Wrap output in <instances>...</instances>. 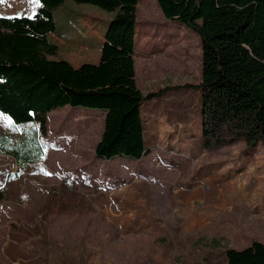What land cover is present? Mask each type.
Listing matches in <instances>:
<instances>
[{"label":"rangeland","instance_id":"obj_1","mask_svg":"<svg viewBox=\"0 0 264 264\" xmlns=\"http://www.w3.org/2000/svg\"><path fill=\"white\" fill-rule=\"evenodd\" d=\"M100 1L0 0V16H30L42 3L47 17L74 18L87 32L119 11L116 0ZM135 32L137 89L165 91L142 110L148 154L134 164L97 159L105 116L93 112L101 111L55 112L39 136L23 123L14 139L33 127L44 156L17 167L0 155V264H227L224 248L198 239L238 251L264 244V143L250 147L223 129L206 148L201 91L182 88L201 81L198 36L166 20L154 0H138ZM185 121L200 130L182 132Z\"/></svg>","mask_w":264,"mask_h":264},{"label":"trees","instance_id":"obj_2","mask_svg":"<svg viewBox=\"0 0 264 264\" xmlns=\"http://www.w3.org/2000/svg\"><path fill=\"white\" fill-rule=\"evenodd\" d=\"M116 1L119 11L107 26L98 63L78 68L48 60L57 48L46 39L45 8L30 16H0V112L17 124L35 122L40 134L46 132L47 114L58 108L104 112L95 156L140 160L148 154L141 104L165 91L143 95L137 89L133 56L138 0ZM154 1L166 20L199 38L201 81L182 88L201 91L204 146L211 148V139L223 129L250 147L264 143V0ZM73 20L65 19L69 36L86 38L87 32L80 23L71 24ZM78 49L75 43L67 47L74 55L80 54ZM88 123L95 126L96 120ZM224 249L227 264H264L262 243L240 251Z\"/></svg>","mask_w":264,"mask_h":264},{"label":"crops","instance_id":"obj_3","mask_svg":"<svg viewBox=\"0 0 264 264\" xmlns=\"http://www.w3.org/2000/svg\"><path fill=\"white\" fill-rule=\"evenodd\" d=\"M138 5V4H137ZM39 7H43L42 3L39 4ZM16 16H22L25 15L24 13H21L19 9L16 11ZM4 17H14V16H4ZM113 19V18H112ZM111 19V20H112ZM46 39L47 42L51 45L56 46V54L54 56H49L48 60L52 61H65L68 62L73 68H78L79 66L86 64L84 61H87L89 58V54H95L97 55L98 60L93 63L89 64H96L99 61L100 53L102 49V45L104 43V35L105 31L107 29V26L109 22L103 21V19H94L95 25L87 31L86 38L79 41V38L71 37L69 36V33L65 30V24L61 22L58 15H54L53 18L46 16ZM106 22V23H105ZM96 26H99V28H96ZM153 37H161L159 33H152ZM151 35V37H152ZM164 36V35H163ZM162 36V37H163ZM78 39V40H77ZM76 41V42H75ZM75 42L76 46L79 48L78 50L81 51L80 54L72 55L67 48H65L66 45H69L70 43ZM67 43V44H65ZM149 47L146 54H154L157 53L158 49L153 50ZM156 51V52H155ZM136 51L134 49V56L133 59H135ZM148 75L150 74V70L147 69ZM134 81L136 84V67L134 63ZM146 77V76H145ZM156 99H151L148 101H145L141 104L140 107V115H142L143 108H148L147 106H153L154 101ZM152 103H150V102ZM70 107L66 106L64 108H58L54 111H51L46 116V121L49 118L51 114H54L58 111H65L69 109ZM78 110L80 108H77ZM93 113H101L104 114V112H93ZM0 116V155H3L4 157L10 158L13 163L17 167H23V166H34L43 160L44 153L40 150L39 146L37 145L36 140L34 139L33 135V127H31L29 134H31V137L29 138H20V139H14V131L21 130L23 131L22 124L15 123L12 119H10L7 115L2 114ZM190 122V120H188ZM29 124H33L36 128V134L39 136L38 127L35 122H30ZM200 130L199 124L198 126H193L192 124L184 122V125L182 126V132H194L195 130ZM181 133V132H180ZM32 142V143H30ZM146 147V145H145ZM147 149V147H146ZM96 157V156H95ZM97 158V157H96ZM143 158V157H142ZM141 158V159H142ZM99 159V158H97ZM140 159V160H141ZM100 161H106L103 159H99ZM115 160H125L127 163L134 164L135 162H139L140 160H132L129 158L124 157H116L108 161H115ZM223 239L221 238H200L198 239L199 245H201L204 248H224ZM216 242V243H213ZM218 243V244H217Z\"/></svg>","mask_w":264,"mask_h":264},{"label":"snow or ice","instance_id":"obj_4","mask_svg":"<svg viewBox=\"0 0 264 264\" xmlns=\"http://www.w3.org/2000/svg\"><path fill=\"white\" fill-rule=\"evenodd\" d=\"M33 15H35V12H34V10H33ZM29 18H31V17H29Z\"/></svg>","mask_w":264,"mask_h":264}]
</instances>
